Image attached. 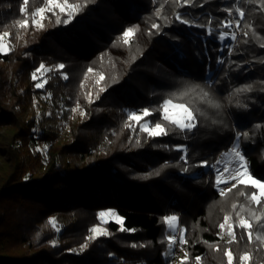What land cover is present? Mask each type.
<instances>
[{
  "label": "trees",
  "instance_id": "1",
  "mask_svg": "<svg viewBox=\"0 0 264 264\" xmlns=\"http://www.w3.org/2000/svg\"><path fill=\"white\" fill-rule=\"evenodd\" d=\"M67 2L80 7L69 23L56 22L68 16L55 7L33 24L47 0H0L9 46L0 53V264H168L170 215L185 228V264H227L226 250L233 264L245 253L247 264H264V240L256 239L264 207L240 194L254 189L238 185L222 195L215 176L197 166L216 162L247 132L240 144L252 175L264 181V0H240V43L230 54L218 35L229 31L220 27L231 19L227 10L237 15L233 0ZM128 28L135 31L125 43ZM42 63L50 71L37 89L31 73ZM165 100L191 109L190 132L162 120ZM87 101L88 111L77 112ZM144 109L151 114L129 119ZM146 121L161 122L169 135L149 137ZM177 146H187L188 163ZM108 209L127 230L110 221L108 236L88 240ZM212 210L234 224L240 213L252 242L239 227L234 242L223 241Z\"/></svg>",
  "mask_w": 264,
  "mask_h": 264
},
{
  "label": "snow or ice",
  "instance_id": "2",
  "mask_svg": "<svg viewBox=\"0 0 264 264\" xmlns=\"http://www.w3.org/2000/svg\"><path fill=\"white\" fill-rule=\"evenodd\" d=\"M23 2L25 5H27L29 3V0H23ZM233 2L235 4H237V7L235 9V12L237 13V15L235 17H233V12L231 10H227L228 16L232 17V18L231 19H222L220 21V27L226 28L229 30L227 32H224V31L219 32L218 38L221 41H224L227 39L235 40L237 38L236 37V30H240L241 22L243 21L244 16H245V12L239 8L240 0H233ZM249 2H251V0H249ZM185 3H187V0H185ZM47 4L60 8L61 13H64L65 11H67L68 19L61 21L60 17L57 16L56 22L58 24L61 22L69 23L73 17V10H75V11L80 10L79 5H75V6L69 5L67 0H64L63 4L59 3L58 0H47ZM21 11L23 12L24 9L22 8ZM44 11H45V9L43 7H41V8H37L32 13V23L33 24L38 23L36 20L37 14H42V13H44ZM176 19L180 20L181 23H185V24L189 23V21L183 20L181 18V16L179 15V13L176 15ZM211 23H212L211 18H209V27H208L207 31H208V34H210V35L212 34ZM26 25H27V20H25L23 22L22 26H26ZM38 26L43 27L42 24H39ZM152 27L153 28H159L160 26L153 24ZM134 31H135V29L128 28L123 33V36L125 38V40H124L125 43H128L127 38L129 36H131L134 33ZM4 35H8V34L5 33ZM244 35L247 36L248 33L244 32ZM6 47H7V45H5L3 43V37H0V53H4ZM262 47H264V45H262ZM63 67H64V65H62V64L58 66L59 69H62ZM41 70L50 71L49 69H46L45 65L42 63L39 66V68H37L35 71H33L31 73V77L34 81H36L38 79L37 73H39ZM89 71H91V69H89ZM64 78L67 79L66 76ZM43 86H44L43 83H40V82L35 83V87L37 89H41V88H43ZM244 90H248V89L246 88ZM205 95H207V93H205ZM49 96H50V94H49ZM170 106L173 108L182 109L183 112L186 113V116L183 119H179V118H175V117L171 116L169 114V107ZM77 107H78V105H77ZM160 108L162 110V120L167 121L169 124L173 125L174 126L173 130L179 129L180 132H190L195 127V119L196 118H195L193 112L184 104H173L171 100H165L163 102V104L160 106ZM72 111L75 112L76 109H72ZM150 114L151 113L149 112L148 109L143 110V116L144 117H147ZM49 115H51V113H49ZM81 115H83V113H81ZM129 118L131 120L140 121L142 119V116L137 115L135 113H131ZM33 131H35V129ZM141 131L147 132L149 137H159L161 135H164V136L169 135V132L166 130L165 126L161 122H156L154 124V126L149 125L148 127H142ZM241 136L247 137L248 133L247 132L237 133L235 144L233 145V147L230 149V151L228 153L224 154L225 156L232 155L234 158L233 161H229L228 163H225V160L222 158L220 160H217L215 165H208L207 161H201L200 164H198L197 166H201V167L210 166V167L214 168V171L216 173L215 181H216L217 188L220 187L221 183L229 184V183H231V181H235V183L232 184V188H235L237 185H245V186L252 187L255 190L252 191L250 195L243 193V192H241L240 194L245 195L246 199L249 201V203L255 202L257 205H260L261 200L264 199V182L253 178L252 175L249 173L248 168H247V164L245 162V156L242 154V149H241V145H240ZM176 150L183 153V155L181 156V159L185 163H188L187 146H177ZM228 164H232V167H229ZM220 165H223V167H221ZM183 170L185 172L188 171L187 168H185ZM156 174H158V173H156ZM25 179H27V177H25ZM249 182H250V185H249ZM228 190L231 191V188ZM220 191H221V194H223V189H220ZM235 207H236V205H233V208H235ZM244 210H245L244 206L241 205V212H243ZM250 215H252L258 221L260 219H262V217H255V213L250 212ZM98 216H99L101 224H103L105 222V217H109V216L115 217L116 222L121 225V231L127 230V229L123 228L122 219L120 217H118L114 211H111V210L100 211ZM230 219L231 218L226 215L224 217V223H221L219 225V228L221 229V233H223L224 230L227 228L228 235L230 237L228 243L231 244L236 239L235 233L233 231L234 227H239L240 229H243L245 232H247L248 242L251 243L252 239H253V232H252V226H251L250 222L248 220H246L245 218L241 217L240 213H237V221L234 225L229 223ZM177 220H178V217L175 215H170V216L164 217V221L168 225V232L171 233L170 235L167 236V242H168L167 255L168 256H174L175 255L174 249L177 246H179L180 249L183 250L184 245L187 244V240L185 239V236H184V230L182 228L177 227ZM49 223L52 224L53 226H55L54 220H50ZM261 228H264V224L261 225ZM57 231H59L58 228H57ZM90 231L93 233V236H89L87 238L88 240L95 239L97 237V235L98 236L107 235L106 229H104L100 226H94L90 229ZM221 238H223V237L221 236ZM256 239L257 240H264V233L257 232ZM86 247H87V244L83 245L81 250H83ZM132 247H136V245H132ZM141 247H143V245H141ZM225 256L227 257V264H233V255H232L230 250L225 251ZM186 258H187V252L185 253V259ZM200 259H201L200 257H196L197 261H199ZM249 259H250V254H248V253L242 254L240 256V264H247V261ZM181 264H185V261L182 260Z\"/></svg>",
  "mask_w": 264,
  "mask_h": 264
},
{
  "label": "rangeland",
  "instance_id": "3",
  "mask_svg": "<svg viewBox=\"0 0 264 264\" xmlns=\"http://www.w3.org/2000/svg\"><path fill=\"white\" fill-rule=\"evenodd\" d=\"M59 2V1H58ZM60 3V2H59ZM44 9H45V11H44V13H42V14H37V16H36V20H37V22L38 23H40V21H41V19L44 17V15L45 14H47V13H49V12H51L52 10H54V6H51V5H48L47 7H43ZM233 17H235V14L233 13ZM232 18V17H231ZM240 31V30H239ZM224 32H227V31H224ZM0 37H3V43L5 44V45H7V47L5 48V52L3 53V54H5V53H7L8 51H9V46H8V44H7V42H6V39H5V37L3 36V35H1L0 34ZM222 42V44H226V46H228V48L230 49V52H229V54L230 53H232L233 52V50H235V48L239 45V43H240V37H239V39L236 41V43H235V40H231V39H227V40H224V41H221ZM47 72L48 71H44V70H41L39 73H37V77H38V79H37V82H40V83H43V85H45V82H46V80H47ZM173 104H181V103H176V102H172ZM185 105V104H184ZM185 106H187V105H185ZM81 108V109H80ZM79 108V110L80 111H77V112H81V111H83V112H87L88 111V109H89V107H88V101L85 103L84 102V104H82V106ZM189 108V107H188ZM78 109V108H77ZM190 109V108H189ZM191 110V109H190ZM169 114L171 115V116H173V117H175V118H179V119H183L185 116H186V113H184L183 112V110L182 109H179V108H173V107H169ZM137 115H140V116H142V118L144 117L143 116V114H137ZM130 119V118H129ZM190 119V118H189ZM134 122H138V121H135L134 120ZM150 125V123L148 122V121H146V122H144V124H143V126L144 127H148ZM195 126H196V121H195ZM3 128L2 127H0V143H1V140L3 139ZM235 144V143H234ZM233 144V145H234ZM34 145L36 146V148L33 150V152H35V151H38V150H40V148L38 147V145H36V143H34ZM233 145L231 146V148L233 147ZM241 145V144H240ZM32 148V147H31ZM3 149L4 148H2L1 147V145H0V158H1V160H3L4 159V156H2V154H3ZM241 149H242V146H241ZM43 150V149H42ZM228 153V152H227ZM225 153H221L219 156H218V158H217V160H220V159H224L225 160V163H228L229 161H233V156L232 155H227V156H225L224 155ZM242 154L245 156V154H244V151H243V149H242ZM0 160V161H1ZM216 160V161H217ZM245 162H246V164H247V168H248V171H249V173L252 175V173H251V171H250V169H249V164H248V160H247V158H246V156H245ZM216 164V162H214V163H209L208 162V165H215ZM221 167H223V165H220ZM228 166L229 167H232V164H228ZM201 167V166H200ZM202 168V171L206 174H208V176L210 175V174H213L214 176H216V173H215V171H214V168L213 167H210V166H203V167H201ZM184 174V173H183ZM184 175H186V174H184ZM189 176L191 177V178H194V177H198L199 176V172H194V173H191V174H189ZM252 177L253 178H255L253 175H252ZM255 179H257V178H255ZM259 180V179H258ZM261 181V180H260ZM262 182H264V181H262ZM235 183V181H231V183H229V184H224V183H221V185H220V187L218 188V190H219V192L221 193V191H220V189H223V194L222 195H225V194H228L230 191L228 190V189H230L231 188V190L233 189L232 188V184H234ZM249 185H250V182H249ZM238 186V185H237ZM250 187V186H249ZM255 190V189H254ZM226 201V200H225ZM218 203V202H217ZM217 203H216V205H217ZM250 204H254L255 206H262V207H264V199H262L261 200V204L260 205H257L255 202H252V203H250ZM218 206H220V204L218 203ZM223 206H227V202H225L224 204H223ZM221 208V207H220ZM250 209V210H249ZM252 209H253V207L252 206H248V210L249 211H252ZM109 210H111V211H114L115 213H116V215L118 216V217H120L119 215H118V213H117V211L115 210V209H108V210H103V211H109ZM216 212L214 211V210H212V211H210V213L208 214V217H209V219L211 220V222H213V223H215L217 226H218V228H219V225L221 224V223H224V217L222 218L221 217V215H219L218 217L216 216V214H215ZM263 214H264V212H263ZM175 216H177V215H175ZM229 216V215H228ZM178 217V220H177V227H182V229L185 231V228L180 224V219H179V216H177ZM231 219L229 220V223L230 224H233L234 225V223H233V219H232V217L231 216H229ZM121 218V217H120ZM122 219V218H121ZM100 220V219H99ZM110 221H113V222H116V218L115 217H111V216H109V217H105V222L103 223V224H101L100 225V227H102V228H104V229H106L105 227H104V225L106 224V223H108V222H110ZM122 222H123V219H122ZM101 223V222H100ZM117 223V222H116ZM106 231H107V229H106ZM233 231H234V228H233ZM219 235L220 236H222L223 238H221L223 241H225V242H228L229 241V239H230V237H229V235H228V230H227V228L224 230V232L223 233H221V229L219 228ZM171 233L170 232H168L167 233V235H170ZM91 236H93V233L91 232ZM98 236V235H97ZM104 236H108V231H107V235H104ZM184 236H185V233H184ZM167 252H168V249L166 250V252H165V254H164V256H165V258H166V260H168L169 261V263L168 264H181V261L182 260H184V261H186L187 259H188V257H189V254H188V252L187 251H185L184 250V248H183V250H182V252L181 253H177L176 255H174V256H168L167 255ZM187 252V258L185 259V253Z\"/></svg>",
  "mask_w": 264,
  "mask_h": 264
},
{
  "label": "built area",
  "instance_id": "4",
  "mask_svg": "<svg viewBox=\"0 0 264 264\" xmlns=\"http://www.w3.org/2000/svg\"><path fill=\"white\" fill-rule=\"evenodd\" d=\"M236 39H235V43H236V41L239 39V37H240V31L239 30H236ZM178 228H182V227H178ZM174 252H175V255L177 254V253H181L182 252V250L180 249V247L179 246H177L175 249H174Z\"/></svg>",
  "mask_w": 264,
  "mask_h": 264
}]
</instances>
